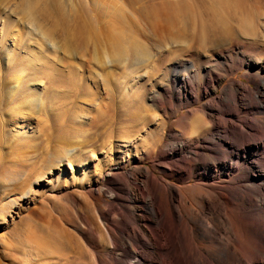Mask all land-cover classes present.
<instances>
[{
  "label": "bare ground",
  "instance_id": "bare-ground-1",
  "mask_svg": "<svg viewBox=\"0 0 264 264\" xmlns=\"http://www.w3.org/2000/svg\"><path fill=\"white\" fill-rule=\"evenodd\" d=\"M260 1L264 3V0H212L209 7L211 21L217 35L225 40L209 42L210 48L204 47L205 19L198 15L190 0L174 4L168 0L169 5L161 1L151 3L141 9L143 18L140 21L114 14L113 24L110 22L107 27L99 28L101 22L96 17L88 22L95 46L102 35L113 54L117 50L123 61L130 55L134 57L132 64L157 56L160 57L158 65L174 60L170 69L164 70L166 79L159 80L150 96L156 108L160 106L164 111L173 112V106L188 107L210 99L182 115L178 129L163 127L167 131L164 130L166 151H159L151 162V169L143 167V162L153 152L152 149L150 153L140 149L141 144L146 143L145 136L142 137L144 143L140 144L136 135L138 139H124L103 152L102 160L115 154L114 162H110L109 156L107 169H98L89 185H102L112 197L106 202V209L98 211L105 222L102 226L111 264H127L126 260H131L130 264H264V160L256 158L258 150L264 148L256 141L264 135V55L260 56V52L259 55H255L257 52L248 54V48L256 50L259 47L254 43H249L248 47L237 36L236 27L231 25L236 23V30L240 31L249 26L260 27L264 14L253 10ZM49 2L17 0L15 6L25 19L28 32L32 27L34 35L39 36L46 47L56 50L59 48L57 23L51 21ZM227 2L228 5L235 3L237 15L235 12L221 15V11L225 13ZM62 7L57 4L61 14ZM180 13L186 16V27L180 26L177 18ZM144 15L160 20L149 23ZM86 27L87 23H80L77 30L82 33ZM150 37L163 38L171 49L165 52L166 45H159L156 50L149 51ZM175 46L182 47L172 50ZM196 49L204 53L193 57L192 52ZM239 69L246 70V82L230 81L220 94L214 96L227 76ZM252 111H256L258 117H240L244 112L254 115ZM92 159L86 156L79 163L81 174L90 173L91 177ZM102 160L94 159V162L99 164ZM61 161L56 160L53 167H60ZM96 167L97 164L93 165L94 172ZM118 170L122 171L120 175L114 173ZM154 170H158L163 178H176L180 185L167 186L163 178L155 177ZM190 181L194 183L191 185ZM188 189L195 191V201L188 197ZM114 203H118L120 209ZM82 209L89 211L87 205ZM109 215L118 217L122 228H116ZM129 230H135V235ZM221 235L225 239H221ZM91 236L87 234L86 239L89 241Z\"/></svg>",
  "mask_w": 264,
  "mask_h": 264
},
{
  "label": "rangeland",
  "instance_id": "rangeland-1",
  "mask_svg": "<svg viewBox=\"0 0 264 264\" xmlns=\"http://www.w3.org/2000/svg\"><path fill=\"white\" fill-rule=\"evenodd\" d=\"M44 1H50L51 21L57 23L59 48L56 50L46 47L39 36L34 35L32 27L28 32L25 19L15 6L17 0H0V264H111L102 226L105 222L98 211L105 210L106 202L112 197L102 185H89L98 169H107L110 157V162H114L115 154L102 160L103 152L127 138L136 140L139 137L140 144L146 139L145 145L141 144L143 149L139 147L142 151L150 153L153 150L155 153L152 152L151 157L143 162V167L151 169V162L159 151H166V130L178 129L182 115L210 99L188 107L173 106V112L164 111L160 106L156 108L150 96L159 80L166 79L164 70L170 69L174 60L158 65L160 57L157 56L147 63L132 64L134 57L130 55L123 61L117 50L113 54L102 35L100 43L94 44L89 26L94 17L101 22L99 28L113 24L111 18L114 14L140 21L142 8L159 1L169 5L168 0ZM170 1L174 4L180 0ZM190 1L198 15L205 19L204 47L210 48L211 42L225 40L217 35L211 21L209 7L212 0ZM232 2L230 5L226 3L225 13L221 11V15L238 14ZM57 4L63 6L62 14ZM253 10L264 14V3L260 1ZM177 18L181 27L188 25L183 13ZM145 19L149 23L160 20L155 16H145ZM80 23L88 24L82 33L77 30ZM234 24L231 25L237 28ZM260 25L241 31L235 28L237 36L248 47L249 43L259 47L256 50L248 48V54L264 55V19ZM150 38L147 42L149 51L156 50L159 45H166L165 52L171 49L163 38ZM178 47L182 46H175L172 50ZM202 52L196 49L192 56ZM245 73V69H239L228 75L214 96L220 94L230 81L246 82ZM252 112L255 114L240 113V117H258L256 111ZM240 129L246 131L244 126ZM144 136L148 139L143 140ZM263 136L256 140L261 147L264 145ZM147 143L150 146L154 143L155 147L149 148ZM86 156L102 160L98 164L92 159L91 177L90 173L81 174L78 168ZM256 158L264 160V148L258 150ZM56 160H62L60 167H53ZM96 164L98 168L94 172L93 165ZM154 171L155 177L163 178L158 170ZM121 172L114 173L120 175ZM163 179L167 186L180 185L176 178ZM193 183L190 181L191 185ZM187 192L195 201V191L188 189ZM81 205H87L89 211L83 210ZM114 206L120 209L118 203ZM108 217L116 228H122L118 217ZM129 231L135 235V230ZM87 234L93 236L89 241ZM220 238L225 239L224 235ZM126 263L132 261L126 260Z\"/></svg>",
  "mask_w": 264,
  "mask_h": 264
}]
</instances>
